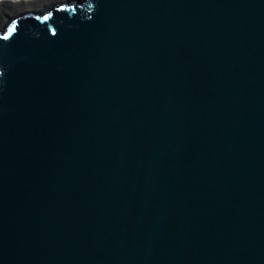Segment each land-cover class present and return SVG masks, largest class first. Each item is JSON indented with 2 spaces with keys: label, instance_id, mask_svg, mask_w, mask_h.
<instances>
[{
  "label": "water",
  "instance_id": "water-1",
  "mask_svg": "<svg viewBox=\"0 0 264 264\" xmlns=\"http://www.w3.org/2000/svg\"><path fill=\"white\" fill-rule=\"evenodd\" d=\"M0 264H264V0H0Z\"/></svg>",
  "mask_w": 264,
  "mask_h": 264
}]
</instances>
